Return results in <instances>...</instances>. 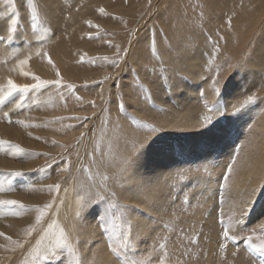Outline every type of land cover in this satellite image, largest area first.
I'll use <instances>...</instances> for the list:
<instances>
[{"label":"rangeland","instance_id":"rangeland-1","mask_svg":"<svg viewBox=\"0 0 264 264\" xmlns=\"http://www.w3.org/2000/svg\"><path fill=\"white\" fill-rule=\"evenodd\" d=\"M37 1L32 0L30 6L28 0H12L11 4L0 0V38H4L0 39V85H5L8 79L17 85H34L38 83L34 77L60 81L59 84L46 83L40 87H29L24 92L17 91L0 103V124L11 130L7 137H0V155L7 160L6 164L15 165L0 168V185L4 188L0 191V200L19 202L0 205V220H24L20 226L22 232L14 235L2 232L0 235L7 240V247L0 250V264H107V260L104 261L106 253L112 260L111 264H264L256 250L264 245V218L260 215L259 219L251 220V214L264 194V181L252 190L259 191L253 199H248L251 204L248 200L244 202L241 195L238 198L236 190L232 192L231 181L240 170L245 155L255 156L253 139L260 131L256 125L264 114V102L261 103L259 97L264 88L252 92L257 97L254 104L239 112H235L234 106L239 107L240 104L229 109L224 98V79H218L221 72L229 74L235 66L230 62L232 54L222 47V30L227 29L221 25L208 31L216 15L218 1L204 7L211 14L200 17L201 13L197 11L201 9H197L188 16L200 24L201 36L195 43L198 45V40L202 43L199 60L208 64L207 75L188 71L186 64L171 71H157L158 54L161 56L170 48L167 39L161 42V38H167L162 30L167 22L161 27L156 26V14H160L158 9H154L150 17L147 11L135 9L133 16L137 24L127 39L130 40L132 35L130 43L133 41L138 46L143 43L150 51L147 60L151 61L140 62L134 56L122 59L119 51H112L114 46L111 42L121 29L106 28L92 19L104 15L96 2L98 0H58L52 3L65 19L72 17V11L77 14L91 6L93 10L91 18H83L81 29L84 30L76 29L79 33L86 32L81 35L85 34L83 38L90 42V46L71 50L74 58L69 57L70 51H65L64 59H55L49 46L56 35L52 36L54 30L50 32L46 16L44 24L41 21ZM87 1L95 2L89 5ZM152 5L155 8L156 2ZM10 9H15V12ZM139 13L141 20L137 19ZM13 15L17 23L9 36L8 25ZM33 15L37 17L35 27ZM171 17L159 15L160 20ZM137 25L142 31L140 37L135 32L139 29ZM19 34L18 39L16 35ZM129 46L127 52L130 51ZM39 49L44 53L36 55ZM254 50L257 60H261L264 57V27L258 34ZM208 54L212 60L215 58L214 71L210 70ZM226 56H230L229 59ZM104 57L107 59H102ZM23 60L27 62L20 64ZM35 60L37 68L32 65ZM75 62L78 66L84 65L83 71L94 69V80H83L85 77L75 79L71 73L60 75L64 71L60 66L68 69L71 65L76 66ZM40 68H47L49 73L35 71ZM154 75L157 78H153ZM160 75L162 77L158 79ZM181 75L180 85L193 86L194 96L191 95L190 100L176 99V95L170 94L173 80L168 78H181ZM208 76H211L210 80ZM261 79L264 82V78ZM214 80L218 82L216 85ZM217 87L221 89L219 97ZM157 93L162 97L165 95L164 100L169 102V107H176L178 102L185 103L187 109L193 108L190 112L197 124H205L203 117L208 116L213 118V126L220 123L218 125L224 129L219 127L209 135V128L202 133L175 128L173 115L166 118V113H161L167 104L155 96ZM217 100L224 105V117L213 111ZM157 113H160L157 119L167 120L158 123L155 120ZM111 124L117 127L109 131ZM152 130L159 131L158 138L164 140L161 142L170 145L178 161L183 160L186 165L182 172L163 179L162 188L147 201L144 209L142 200L123 199L120 186L127 178L124 172H131L133 160L144 150V142H147H140L137 138L139 133L143 135ZM121 134H129V142L122 139ZM13 137L17 139L10 140ZM13 146L27 150L17 152ZM122 149L128 150L127 155ZM121 150L123 152L118 155ZM27 162H32L34 167L24 166ZM17 172L21 174L14 175ZM210 175L212 188L208 187L205 192H213L212 199L201 205L195 194L198 188L208 185L205 179ZM81 178L86 182H79ZM148 181L142 179L144 185H149ZM31 191L33 193L28 194ZM159 196L160 202L157 201ZM125 197L128 198L127 194ZM59 205H62L63 219L71 220L77 234L73 241L65 224L54 218ZM124 206H127L126 210ZM38 208L43 211L39 222L36 221ZM206 218L214 219L216 230L210 222L205 224ZM141 219L145 222L142 227L137 224ZM101 223L106 227L102 228ZM225 228L232 239L222 235Z\"/></svg>","mask_w":264,"mask_h":264},{"label":"bare ground","instance_id":"bare-ground-1","mask_svg":"<svg viewBox=\"0 0 264 264\" xmlns=\"http://www.w3.org/2000/svg\"><path fill=\"white\" fill-rule=\"evenodd\" d=\"M55 1L58 0L37 1L39 4L38 5L39 9L37 8V10L38 13L41 14V15L39 14L41 16L40 17L41 21L43 22L44 19L46 21L47 20L45 18L46 16L49 19L47 20L46 23H49L48 28L50 32L54 30V32L51 33L52 36L56 35L55 38L53 39L54 42L49 46L51 48L50 50L51 55L55 57V59L57 58L64 59L65 51H70L69 57L74 58V55L71 52V50L76 49L77 47L80 49L82 48L87 49V47L90 46V42H87L83 38L85 34L81 35L86 32L83 31V33H79L76 32V29H80V31L84 30L81 29L83 28L84 25L83 18L86 19L87 16L90 18L92 17L90 15V13H93L92 6L90 8L86 7L84 11L78 12L77 14L76 11H72V17L70 19H65L64 16L61 15V13L59 14V8L57 9V7L53 6L52 3H54ZM91 2H95V1H91ZM91 2L87 1L86 3L90 5ZM96 2L98 3V6L101 9H103L104 15L100 17H93L92 19L102 25L104 24L105 25L104 27L106 28L111 27L113 29H118V28L121 29L117 31L116 34H114L113 41L110 40L111 38L110 36L108 40L113 42L114 49L112 48V51H114L115 49L119 51L120 53H118V55L122 59L126 57L128 58L130 56H134L136 57V60L140 62H145L147 60L150 51L143 45V43H140L139 46L135 42L133 43V41L132 43H130L132 39V35L129 36L130 40L127 41V39L129 33L131 34V32L134 30L135 27L134 24L135 23L137 24V21L135 22L136 18H134L133 16V12L135 9L136 10L140 9V11H147L146 14L149 15V17L151 14L154 13L153 12L154 9H158L160 14L159 13L156 14V17H158L156 26L161 27L165 22H167V25H164V27L162 28V30L164 29L165 31L164 34L166 33L165 35L167 36V38L164 37L161 38V42L167 39L166 41H169L170 48L168 47L169 50L165 51V53H163L161 56L158 54L159 60L157 61L158 63L157 71L159 73L167 69L171 71L175 67H179L182 66L183 64H186V66L188 67L187 70L194 72L196 74H201V73L206 74L207 73L206 66L208 64L207 65L202 64L201 60H199L200 57L199 48L200 45L202 44L201 41L198 40V45H196L195 43V40L201 36V34H199L200 24L191 20L190 18H188V16L191 15L195 10L201 9V11H197V13H201L200 17H205L206 15H209L212 12L204 7L208 4L214 5L217 2L216 15L213 21L211 22V24L209 25L208 31H210V28L216 27L218 29V27L221 25H224V29H227V30H222V32L224 33V37H221L223 38L222 47L225 50V52H229L232 54V59L230 60V62L234 63L235 66L234 69H232V71H230L231 73L229 74L221 72V75L218 79L219 80L224 79V83H225L224 91H226L224 92L226 93L225 94L226 97L224 95V98H226L225 100L228 102L227 105L229 106V109H231L234 105L237 106V104H240L244 100L245 96L252 95V92L260 88H264V82H261L262 81L261 78L262 77L264 78V57L261 60H257L254 50V45L257 42L258 34L260 30L264 27V0H98ZM154 2H156L155 8L154 5H152ZM164 14L167 15L168 17H171L173 15V17L160 20L159 15H164ZM23 18H25V16ZM137 19L138 20L142 19L141 13H139ZM124 26L126 27L125 29H123ZM138 28L139 29H136L135 32L137 31V34L142 33L141 28L139 26ZM20 34L16 35L18 39L20 38ZM140 36H142V34H140L138 37ZM80 37H82L81 40L79 39ZM157 39L159 40V37ZM103 40L106 39L104 38ZM106 43L109 44L110 42L108 43L106 41ZM129 44H130L129 46L130 51L127 52L126 49ZM109 45H111V43ZM177 52H178V56H176ZM41 53H44V51H41V49H39L36 52V55H39ZM227 54L228 53H226L225 55ZM210 56L208 54L207 60L210 62L211 65L210 70L214 71L215 68L212 65L214 64L213 60L215 58H213L212 60ZM229 57L230 56H228L227 58L229 59ZM93 58H95V56ZM147 61H151V60L149 59ZM165 62H169V63H165ZM37 64H38L37 60L32 62L33 66ZM74 64L76 66L71 65L68 67V69H64L63 67L60 66L59 68L64 70L62 73H60V75H65V74L68 75L69 73H71L73 74L72 76L75 79H81L82 77H85L83 80H89V79L92 80V78L94 80V76H95L94 69H92L91 71H83L81 69L83 68L84 65L78 66L76 62ZM46 70L40 68L39 70L37 69L35 71L41 74H48L49 70L47 68ZM100 71H98L97 73H100ZM191 76L192 75L190 74L189 77L190 80H191ZM161 77L162 76L160 75L158 79H160ZM209 77L211 78V76H208L207 78ZM153 78H157V75H154ZM210 78L208 80H210ZM168 79L173 80L172 83L170 82L172 84V86L170 85L172 88L170 94L176 95L175 96L176 99L190 100L192 98L190 96L194 94L193 86H191V84L180 85V83L178 82L180 79L182 80V75L181 78L180 76L178 77L175 76L174 78L169 77ZM183 94H185L186 96ZM155 96L160 97L162 102L164 103L166 102L164 100L165 95H163L162 97V95H159V93H157ZM182 96L184 98H182ZM259 97L262 100L261 103L264 102V91L260 93ZM168 103L169 102H166L167 105L164 108L165 110L161 111V113L165 112L166 118L168 117V115H169L168 118H170L171 115H173L172 122L173 125H175V128L177 129L184 128L185 131H192L197 133H202L203 130H206L204 128L205 124H197L192 119V114L190 111H192L193 108L187 109L186 106L184 105L185 103L179 104L178 102H177L178 104L176 103L175 105L176 107H169ZM159 114L160 113H157L155 120L158 123L165 122L167 119H164L162 117L160 119H157V117L160 116ZM218 124H216V127L213 125L209 127V129H207V133L209 135H213V132L218 131L220 128L222 129L223 126H220ZM200 126H202V128H199ZM116 127L117 126L115 124H111L109 127L110 128L109 131L115 130ZM164 128L165 127L163 128L161 127L160 129L163 130ZM256 128H259L260 131L256 133V136L253 139V141H255L253 148L255 156H252L251 154L250 156L245 155L242 161V165L239 168L240 170L237 172V174L235 172L236 175H233L231 180L233 182V189H234L232 192H235L236 190V194H238L237 197L241 195V197L244 199V202H246L249 198L253 199L256 196L259 190L258 191H252V190L254 189L255 186L256 187L260 186V184H262L264 181V114L261 117V121L257 123ZM152 131H147L143 135L142 133H139V136L137 138L140 139V142H143L144 140H147V142H144L146 143L144 150H141L140 151L141 153L139 152L140 155H138L137 158L135 157L136 159L133 160L134 163L132 162L133 166L131 164V172L130 173L126 172L129 170H126L124 172V175L127 178L126 181L122 184V186H120L121 191L124 193L123 199H132L133 201L142 200L140 202L143 205H145L143 206L145 207L144 209H146L147 201L151 200L152 196L156 195V191H159L161 187L160 186L161 182H163L165 178H168L173 174L182 172L184 166L186 165L185 163L182 162L183 160L181 161L182 163L178 161L179 159H177V156L173 154L170 145L161 142L164 140L158 138L157 134L159 131H153V132ZM10 133H11L10 128L4 127L0 124V137H7L8 134ZM55 136L58 138L61 137L59 135H55ZM121 138L124 139L126 142H129L128 140L130 139L129 134H121ZM16 139H17L16 137L10 138V140H16ZM123 148L126 149L125 147ZM259 148L261 149L258 152L257 150ZM122 150L117 154L119 155V153L123 152ZM124 151L125 152H123V154L127 155L126 151L128 152V150H124ZM209 151L210 153L212 152L211 147ZM133 154L135 155V153ZM6 162L7 160L0 155V168L3 167L11 168L15 166L13 164L12 165L6 164ZM24 166L34 167V164L32 162H27ZM106 169H108V167H106ZM82 178L79 180V182H82L83 184V181L85 180H83ZM142 179H148L149 181L147 183H149V185H144L142 183ZM206 181H208V185L198 188L197 189L198 191H196L195 194L197 195L198 199H200L201 205L208 203L212 199L213 192L211 194H207L205 192L208 187L212 188L213 181L211 175L210 177H207L205 179V182ZM86 185L88 186V184ZM138 187H140V189H138ZM110 188L112 190L113 187ZM32 193L33 191L29 192L28 194H32ZM126 194L128 198L125 197ZM160 199L161 196H159L157 201L159 200L160 202ZM238 202L239 201H237V203ZM244 202H241L242 205ZM247 202L248 204L252 203L251 200H248ZM197 205L200 206L199 203ZM61 208L62 205H59L58 208L56 209L57 212L55 213L53 212L54 218L57 221L63 222L65 224V228L69 230L70 238L73 241L76 232L74 233L71 220L63 219ZM260 215L261 216L263 215L262 218H264V194L262 195L260 201L257 203L256 208H254V211L251 214V220L254 221L256 219H259L258 217H260ZM28 218H31V215H29ZM206 219L207 220H205V224L207 225L210 222V224H212V227L216 230L213 222L214 219L213 220L208 218ZM23 222L24 220L19 221L15 219L0 220V233L3 232L10 235L17 234L19 231H21L20 226L22 225ZM144 223H145L144 219L137 221V224H139L140 227H142ZM5 240L6 239L0 236V250L5 249L7 247L6 244L7 240L6 241ZM97 250H99V248H97ZM103 253H106L104 249H103ZM106 260H107L106 262L107 264H111L112 260L110 261V257H108L107 253L106 255H104V261ZM206 263L207 262H205V264Z\"/></svg>","mask_w":264,"mask_h":264},{"label":"snow or ice","instance_id":"snow-or-ice-1","mask_svg":"<svg viewBox=\"0 0 264 264\" xmlns=\"http://www.w3.org/2000/svg\"><path fill=\"white\" fill-rule=\"evenodd\" d=\"M5 3L7 4H11L12 0H5ZM29 5L31 6L32 4V0H28ZM10 11H13V13L15 12V9H10ZM101 12H103V9H100ZM32 21H33V27H35L36 21H37V17L36 15L32 16ZM17 23V18L15 15H13L9 25H8V33L9 36H11V34L14 32L15 30V25ZM0 39H4V38H0ZM45 56H47V54L45 53ZM102 59H107V57H104ZM27 61L23 60L20 61V64H25ZM49 62L50 59H49ZM24 75H32L31 73H23ZM34 79H36L38 81V83L34 84V85H17L15 84L11 79L7 80V83L5 85H0V103H4L10 96H12L15 92L20 91V92H24L27 91L29 87H40L46 83H55V84H59L60 81L56 80V81H44V80H40L39 77H34ZM218 82L216 80L213 81V84L216 85ZM216 92H217V96L219 97L221 94V89L219 87L216 88ZM257 100L256 95L253 93L252 95L247 96L239 105V107H235V112H239L241 109H243L244 107L254 104L255 101ZM207 107V105H206ZM213 111H215L219 117H224V105L220 100H217V102L213 105ZM203 119L205 120V129L209 128L210 125H213V118L212 117H208L205 116L203 117ZM215 121H218V119H216ZM154 130V129H153ZM83 135V134H82ZM17 152H21V151H25L24 149H20L18 146H13ZM142 147V146H141ZM231 169L229 168V171ZM21 173H14V175H20ZM4 188L2 185H0V191H3ZM18 201H14V200H0V205H13V204H18ZM45 207H49L48 205H45ZM124 209H127V206H124ZM37 211L39 212V214L36 216V221L39 222L43 216V211L41 209H37ZM246 211V210H245ZM244 213H242L243 215ZM101 227L104 228L106 227V225L104 223H101ZM0 235H3L2 233H0ZM226 239H232L233 237H230L228 234V230L227 228H225L223 234H222ZM224 245L221 244V248H223ZM257 251H259L260 256L262 261H264V245H261L258 249H256Z\"/></svg>","mask_w":264,"mask_h":264}]
</instances>
